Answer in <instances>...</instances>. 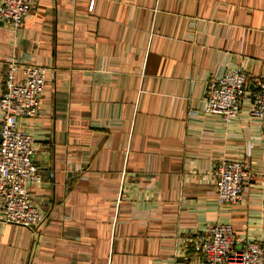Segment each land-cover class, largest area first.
Here are the masks:
<instances>
[{
  "label": "crops",
  "instance_id": "1",
  "mask_svg": "<svg viewBox=\"0 0 264 264\" xmlns=\"http://www.w3.org/2000/svg\"><path fill=\"white\" fill-rule=\"evenodd\" d=\"M35 3L19 30L0 24V97L10 63L16 83L47 67L40 112L18 125L48 219L37 234L0 222V264H200L192 239L214 224L264 242V119L203 102L232 70L250 91L264 81V0ZM219 161L247 165L238 205L218 200Z\"/></svg>",
  "mask_w": 264,
  "mask_h": 264
},
{
  "label": "built area",
  "instance_id": "2",
  "mask_svg": "<svg viewBox=\"0 0 264 264\" xmlns=\"http://www.w3.org/2000/svg\"><path fill=\"white\" fill-rule=\"evenodd\" d=\"M35 0H0V24L19 30L35 8ZM93 8V4L91 7ZM19 65L10 63L4 74L5 91L0 97V222L21 226L33 234L45 226L48 216L34 203L31 188L42 182L33 137L18 125L19 118H34L41 109L47 67L25 64L23 80L16 83ZM250 78L232 70L212 80L203 99L204 112L225 119L236 118L248 101L252 116L264 119V81L249 90ZM213 176L218 200L238 205L250 177L243 162L219 161ZM200 264H264V242L236 239L231 225L214 224L192 239Z\"/></svg>",
  "mask_w": 264,
  "mask_h": 264
}]
</instances>
